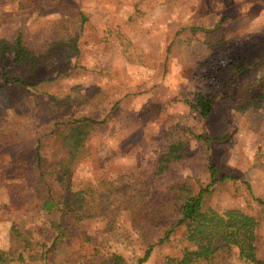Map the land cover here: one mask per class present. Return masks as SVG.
<instances>
[{
    "label": "rangeland",
    "instance_id": "374dc122",
    "mask_svg": "<svg viewBox=\"0 0 264 264\" xmlns=\"http://www.w3.org/2000/svg\"><path fill=\"white\" fill-rule=\"evenodd\" d=\"M18 32L34 62L15 63L10 50L1 55ZM232 64L247 68L239 72ZM3 69L30 86H3ZM198 93L214 95L207 119L186 103ZM251 101L264 106V0L0 1V251L8 255L5 264H96L108 253L137 264L172 224L165 221L142 237L121 210L115 220L65 217L66 230L59 236V213L42 210L38 193L43 189L33 184L39 175L35 148L40 145L45 166L57 164L67 149L55 134L81 119L101 124L90 131L84 158L72 170L73 191L95 189L100 196L101 182L113 180L118 187L128 184L121 193L138 195L145 188L154 202L170 184L185 183L196 194L210 184L211 162L218 182L206 204L254 216L257 254L264 260V209L243 184L264 200V116ZM177 125L184 157L158 176L162 133ZM198 134L220 140L206 143ZM223 176L239 181H222ZM116 194L102 200L107 211ZM181 233L177 229L154 247L155 264L166 253L177 254ZM219 261L241 264L227 248Z\"/></svg>",
    "mask_w": 264,
    "mask_h": 264
},
{
    "label": "trees",
    "instance_id": "16d2710c",
    "mask_svg": "<svg viewBox=\"0 0 264 264\" xmlns=\"http://www.w3.org/2000/svg\"><path fill=\"white\" fill-rule=\"evenodd\" d=\"M8 50L13 53L15 63L34 62V54L24 47L20 32L16 34L12 46L2 48L1 55L5 57ZM232 66L239 72L247 68L246 65L232 64ZM7 73L3 69V86H8L10 83L30 86L17 77H9ZM213 99L212 94L198 93L192 100H186V103L193 114L207 119L213 110ZM251 105L254 110L262 109L261 115L264 116L263 105L260 106L257 101H251ZM98 124L101 123L81 119L66 125V128L58 134H55V131L52 132L55 136L63 138V146L67 149L66 155L55 165H44L40 145H36L35 160L39 175L33 180V184L43 189L38 193L39 199L43 201L42 210L46 212L55 210L59 213V218H61L59 236H62L66 230V225L62 224L65 217L71 221H80L94 216L115 220L118 218L116 213L125 210L128 212L131 224L136 229L135 232L142 237L151 233L161 223L172 219V224L169 225L164 236L148 246L137 264L147 261L154 247L169 241L177 229L182 230L179 242L181 249L175 256L163 257L156 264H218L221 262L219 261L221 251L225 248L232 250L241 264H264V260L260 259L257 254V230L259 228L257 219L240 208L215 211L206 204V197L212 193L213 185L218 182L216 167L211 162H208L210 184L205 188L201 187L196 194H193L191 187L185 183L170 184L154 202L155 197L151 193L147 195L152 200H147L145 193L148 191L145 188L138 195L136 193L131 195L132 190L129 193H121V190L128 184L120 183L118 187L114 185L116 181L113 180L101 182L100 196L97 195L95 189L73 191L70 175L74 167L84 158V143L90 131ZM179 129L180 126L177 125L162 133L165 148L158 156L156 171L158 176L162 177L168 172L170 166L184 157L185 145ZM195 137L206 143L220 140L217 137L208 138L203 134L195 135ZM220 180L239 181L238 178L229 176H223ZM243 184L252 200L264 209V200L254 196L248 183L243 182ZM110 193L118 197L114 200V207L107 211L108 205L103 204L102 200ZM20 258H23L22 252ZM7 261V253L0 251V264H5ZM98 264H126V261L121 256L111 253L105 259H101Z\"/></svg>",
    "mask_w": 264,
    "mask_h": 264
},
{
    "label": "crops",
    "instance_id": "0c3cea01",
    "mask_svg": "<svg viewBox=\"0 0 264 264\" xmlns=\"http://www.w3.org/2000/svg\"><path fill=\"white\" fill-rule=\"evenodd\" d=\"M104 232V234L106 233V231L104 230L103 231ZM106 235V234H105ZM107 240H108V238H107ZM96 247H99L100 249H101V247L100 246H96ZM102 252V251H101ZM155 252V248L153 249V251L151 252V255H150V257H149V259L147 260V261H145L144 263H142V264H155V262L157 261H155L154 259H152V255H153V253ZM98 253V252H97ZM108 254H111V253H108ZM108 254L106 255V256H108ZM167 254V256H172L171 255V253H166ZM101 257V254H99V258ZM93 258H95V257H93ZM122 258L124 259L125 257L124 256H122ZM152 260V261H151ZM101 261V259L100 260H97L96 262V264H98L99 262ZM150 262H152V263H150Z\"/></svg>",
    "mask_w": 264,
    "mask_h": 264
}]
</instances>
